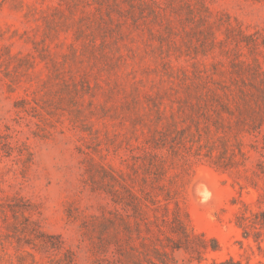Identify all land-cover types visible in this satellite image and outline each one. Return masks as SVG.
Masks as SVG:
<instances>
[{
    "label": "rangeland",
    "instance_id": "rangeland-1",
    "mask_svg": "<svg viewBox=\"0 0 264 264\" xmlns=\"http://www.w3.org/2000/svg\"><path fill=\"white\" fill-rule=\"evenodd\" d=\"M228 30L264 43V0H0V264H114L99 224L115 210L109 176L128 181L131 146L143 140L133 138L136 114L150 100L176 106L186 84L228 69L236 51L264 70V47L250 55L220 44ZM244 143L248 169L264 161ZM185 180L180 216L219 249L200 263L179 251L173 262H244L233 214L239 201L264 206V175L191 158ZM42 235L58 236L60 249L41 248Z\"/></svg>",
    "mask_w": 264,
    "mask_h": 264
},
{
    "label": "trees",
    "instance_id": "trees-1",
    "mask_svg": "<svg viewBox=\"0 0 264 264\" xmlns=\"http://www.w3.org/2000/svg\"><path fill=\"white\" fill-rule=\"evenodd\" d=\"M114 5L117 6V1ZM226 42L233 43L236 49L246 48L250 55L264 47L263 42L240 30L236 35H230L228 30L225 39L219 41ZM213 75L221 78L228 75V80H215ZM64 89L72 99L71 93L76 90L69 91L65 84ZM183 93L176 106L174 102L166 106L150 100L146 113L136 114L132 120L133 138L137 142L140 132L143 140L131 146L128 181L121 176L120 180L109 176L105 192L115 210L99 224V243L114 247V264H170L179 251L190 255L189 262L200 263L204 255L219 249L216 240L194 232L179 213L191 158L203 159L221 173L250 171L255 177L264 175V161L253 168L246 167L250 151L244 143L249 139L250 150L264 159V137L259 140L264 128V70L259 61L255 58L249 61L248 57L242 60L236 51L228 69L214 68L207 78L197 77L183 87ZM136 105L134 102V108ZM102 172L104 179L108 175L104 169ZM239 203L233 223L247 242L246 248L242 241L239 243L244 251L240 257L244 256L245 261L229 257L212 260L211 264H264L263 203L257 200L255 208L249 203ZM1 208L0 204V215L7 217V211ZM8 211L15 217L14 207H8ZM41 237L47 240L41 248L60 249L53 242H57L58 236ZM250 241L259 256L254 263ZM4 256L0 239V263ZM65 257L61 264H70L71 259Z\"/></svg>",
    "mask_w": 264,
    "mask_h": 264
}]
</instances>
